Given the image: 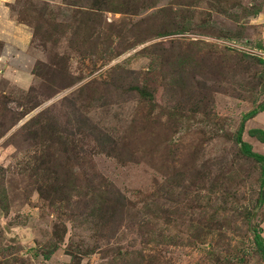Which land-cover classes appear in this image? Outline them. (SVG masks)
Masks as SVG:
<instances>
[{
    "label": "rangeland",
    "instance_id": "374dc122",
    "mask_svg": "<svg viewBox=\"0 0 264 264\" xmlns=\"http://www.w3.org/2000/svg\"><path fill=\"white\" fill-rule=\"evenodd\" d=\"M0 62V264H264V0H0Z\"/></svg>",
    "mask_w": 264,
    "mask_h": 264
},
{
    "label": "trees",
    "instance_id": "16d2710c",
    "mask_svg": "<svg viewBox=\"0 0 264 264\" xmlns=\"http://www.w3.org/2000/svg\"><path fill=\"white\" fill-rule=\"evenodd\" d=\"M259 108L260 109L257 108V109L251 110L248 113H246L240 125H242L243 122L246 121L247 119L254 117L258 111H263L264 105H261ZM242 131H243V126H240L237 137H236V141L239 144V148H240L239 151L244 156L257 161L258 163L264 164V155L259 152L254 151L252 149L251 144L248 143L247 141H244L241 138ZM249 134L252 136H257L260 141H264V131L260 128H251L249 130ZM261 187H262V191L264 192V179L262 180ZM261 194L262 193L260 192V201H262ZM254 240L257 245V249L259 250L260 255L264 258V237L259 232H255Z\"/></svg>",
    "mask_w": 264,
    "mask_h": 264
},
{
    "label": "crops",
    "instance_id": "0c3cea01",
    "mask_svg": "<svg viewBox=\"0 0 264 264\" xmlns=\"http://www.w3.org/2000/svg\"><path fill=\"white\" fill-rule=\"evenodd\" d=\"M0 65H1V62H0Z\"/></svg>",
    "mask_w": 264,
    "mask_h": 264
}]
</instances>
